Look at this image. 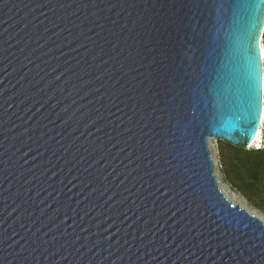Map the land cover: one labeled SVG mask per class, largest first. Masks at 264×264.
I'll return each mask as SVG.
<instances>
[{
    "label": "water",
    "instance_id": "water-1",
    "mask_svg": "<svg viewBox=\"0 0 264 264\" xmlns=\"http://www.w3.org/2000/svg\"><path fill=\"white\" fill-rule=\"evenodd\" d=\"M244 2L0 0V264H264L208 144L262 126Z\"/></svg>",
    "mask_w": 264,
    "mask_h": 264
},
{
    "label": "trees",
    "instance_id": "trees-1",
    "mask_svg": "<svg viewBox=\"0 0 264 264\" xmlns=\"http://www.w3.org/2000/svg\"><path fill=\"white\" fill-rule=\"evenodd\" d=\"M219 158L225 182L264 214V147L244 149L219 140Z\"/></svg>",
    "mask_w": 264,
    "mask_h": 264
},
{
    "label": "rangeland",
    "instance_id": "rangeland-1",
    "mask_svg": "<svg viewBox=\"0 0 264 264\" xmlns=\"http://www.w3.org/2000/svg\"><path fill=\"white\" fill-rule=\"evenodd\" d=\"M262 47L264 50V40L262 41ZM264 58V57H263ZM264 61V59H263ZM260 140L261 142H259L257 144V146L252 147L251 149H259L264 147V120L262 123V126L260 128ZM209 149L211 151V156L212 159L215 163V174L217 176V180L218 183L221 187V189H223L225 191V193H228L229 199L233 200L232 202L236 203V205L245 207V209L250 210L251 212H254V215H258L262 218H264V214H262L260 211L252 208L250 206V204L239 194H237L231 187L229 184H227L224 180V176L222 173V166H221V162H220V158H219V140L217 139H209ZM260 146V147H258Z\"/></svg>",
    "mask_w": 264,
    "mask_h": 264
},
{
    "label": "bare ground",
    "instance_id": "bare-ground-1",
    "mask_svg": "<svg viewBox=\"0 0 264 264\" xmlns=\"http://www.w3.org/2000/svg\"><path fill=\"white\" fill-rule=\"evenodd\" d=\"M262 49H263V47H262ZM262 54H263V57H264V50H262ZM263 120H264V114H263ZM259 142H261V140H260V130H259V134H258L257 140H256L255 143L252 145V147L257 146V144H258ZM258 147H260V146H258ZM220 188H221V187H220ZM221 190L224 192V194L226 195V197L229 199L228 193H225V191H224L223 189H221ZM229 200H230V199H229ZM230 201L232 202L233 200H230ZM232 203L236 205V203H234V202H232ZM240 207H241V208H245V207H242V206H240ZM246 210L248 211V213L254 215V212H251V211L248 210V209H246ZM255 216H257L258 218H260V219L264 222V218H262V217H260V216H258V215H255Z\"/></svg>",
    "mask_w": 264,
    "mask_h": 264
},
{
    "label": "snow or ice",
    "instance_id": "snow-or-ice-1",
    "mask_svg": "<svg viewBox=\"0 0 264 264\" xmlns=\"http://www.w3.org/2000/svg\"><path fill=\"white\" fill-rule=\"evenodd\" d=\"M261 4H264V0H259V3L252 2V0H248V2L240 3L239 6L244 8H259Z\"/></svg>",
    "mask_w": 264,
    "mask_h": 264
},
{
    "label": "built area",
    "instance_id": "built-area-1",
    "mask_svg": "<svg viewBox=\"0 0 264 264\" xmlns=\"http://www.w3.org/2000/svg\"><path fill=\"white\" fill-rule=\"evenodd\" d=\"M263 123V122H262ZM260 149V148H259Z\"/></svg>",
    "mask_w": 264,
    "mask_h": 264
}]
</instances>
